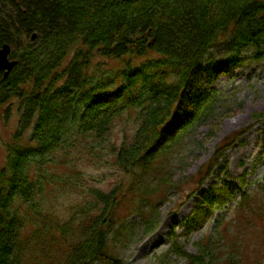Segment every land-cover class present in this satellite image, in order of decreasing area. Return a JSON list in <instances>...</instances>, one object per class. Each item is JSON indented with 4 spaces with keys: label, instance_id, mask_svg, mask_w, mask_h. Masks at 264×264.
<instances>
[{
    "label": "trees",
    "instance_id": "obj_1",
    "mask_svg": "<svg viewBox=\"0 0 264 264\" xmlns=\"http://www.w3.org/2000/svg\"><path fill=\"white\" fill-rule=\"evenodd\" d=\"M4 44L18 63L7 78L0 72V108L15 107L19 120L0 168V264H126L110 249L126 231L120 205L139 193L135 212L146 233L157 229L143 202L151 180L152 191L167 181L158 159L214 107V94L199 88L204 58L224 47L220 71L263 61L264 0H0ZM122 122L132 131L114 140ZM256 124L218 148L200 185ZM92 156L119 171L110 189L87 183ZM80 185L83 201L59 216ZM225 189L204 196L209 208ZM241 195L242 221L264 209V190ZM234 233L226 226L195 254L177 242L170 249L184 264H241Z\"/></svg>",
    "mask_w": 264,
    "mask_h": 264
},
{
    "label": "rangeland",
    "instance_id": "obj_2",
    "mask_svg": "<svg viewBox=\"0 0 264 264\" xmlns=\"http://www.w3.org/2000/svg\"><path fill=\"white\" fill-rule=\"evenodd\" d=\"M226 53L224 47L213 49L203 61L205 74L202 73L199 88L208 95L214 94L212 114H207L170 152L161 155L156 164L162 166L163 179L167 181L152 191L156 186L151 180L150 194L143 204L147 208L152 206L155 218L158 216L157 229L146 233L141 217L135 212L141 199L139 193L130 192L117 211L119 221L126 223V231L110 242V249L126 264H184V258L171 252L174 242L195 254L199 241L214 236L226 226L230 234L235 231L234 237L242 244L241 264H264V209L254 214L248 211L246 221H242L237 212L243 192L260 194L264 190V121L256 124L255 119L256 115L264 114V60L222 66L220 71ZM248 53L244 51V55ZM6 110V107L0 108V168L6 165L7 144L12 141L19 120L15 107L9 115ZM254 124L200 185L204 169L218 148ZM125 131L131 133L132 126L122 122L115 129L113 139L119 140ZM90 160L93 164L88 162L83 168L88 184L108 190L119 182V171L112 163L101 162L94 156ZM215 186L219 189L226 186V189L222 190V196L215 194V199L222 198L209 208L204 196ZM73 189V195L59 203V216L68 209L75 210L83 201L85 187L80 185ZM218 217L223 218L220 227L215 226ZM186 220L194 221V226L189 227ZM240 231L242 234L238 236L236 233ZM224 250H227L226 245Z\"/></svg>",
    "mask_w": 264,
    "mask_h": 264
},
{
    "label": "water",
    "instance_id": "obj_3",
    "mask_svg": "<svg viewBox=\"0 0 264 264\" xmlns=\"http://www.w3.org/2000/svg\"><path fill=\"white\" fill-rule=\"evenodd\" d=\"M11 51V46L9 44H4L3 47L0 49V72H3L5 78L9 76L12 69L18 63L16 59L11 58Z\"/></svg>",
    "mask_w": 264,
    "mask_h": 264
},
{
    "label": "bare ground",
    "instance_id": "obj_4",
    "mask_svg": "<svg viewBox=\"0 0 264 264\" xmlns=\"http://www.w3.org/2000/svg\"><path fill=\"white\" fill-rule=\"evenodd\" d=\"M247 138V137H246ZM164 228L161 229V232L163 231Z\"/></svg>",
    "mask_w": 264,
    "mask_h": 264
}]
</instances>
